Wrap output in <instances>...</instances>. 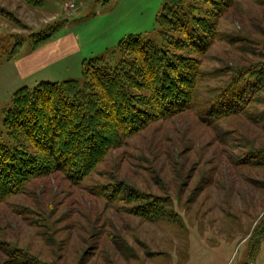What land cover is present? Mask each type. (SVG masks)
I'll return each mask as SVG.
<instances>
[{"label":"rangeland","instance_id":"obj_1","mask_svg":"<svg viewBox=\"0 0 264 264\" xmlns=\"http://www.w3.org/2000/svg\"><path fill=\"white\" fill-rule=\"evenodd\" d=\"M164 1L0 0V143L14 92L82 81L84 62L121 38H156ZM219 29L245 40L215 42L204 56L202 105L150 124L78 185L54 173L0 203V264H264V239L249 260L264 217V93L239 116L204 120L199 111L229 81L227 65L264 53V3L239 0ZM117 182L154 197L162 216H134L138 198L108 202L93 191Z\"/></svg>","mask_w":264,"mask_h":264},{"label":"trees","instance_id":"obj_2","mask_svg":"<svg viewBox=\"0 0 264 264\" xmlns=\"http://www.w3.org/2000/svg\"><path fill=\"white\" fill-rule=\"evenodd\" d=\"M22 1L41 5V0ZM236 9L239 0H165L155 19L156 38H121L112 52L84 62L82 81L40 82L14 92L2 117L6 142L0 143V203L24 193L33 179L54 173L78 185L109 151L150 124L202 105L197 90L207 77L204 56L215 42L245 40L219 29L220 20ZM40 37L37 44L50 36L44 31ZM256 54H261L257 61L227 65L229 81L207 109H199L201 119L239 116L257 102L264 93V53ZM93 191L108 202L138 198L129 209L134 216H162L154 197H136L122 183ZM257 227L249 260L264 239V217Z\"/></svg>","mask_w":264,"mask_h":264},{"label":"crops","instance_id":"obj_3","mask_svg":"<svg viewBox=\"0 0 264 264\" xmlns=\"http://www.w3.org/2000/svg\"><path fill=\"white\" fill-rule=\"evenodd\" d=\"M52 41H49L47 44H45V46H47L49 43H51Z\"/></svg>","mask_w":264,"mask_h":264}]
</instances>
